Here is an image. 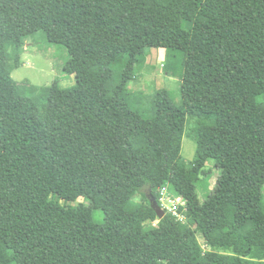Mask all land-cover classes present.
Returning <instances> with one entry per match:
<instances>
[{
  "label": "trees",
  "instance_id": "1",
  "mask_svg": "<svg viewBox=\"0 0 264 264\" xmlns=\"http://www.w3.org/2000/svg\"><path fill=\"white\" fill-rule=\"evenodd\" d=\"M39 33L74 87L10 77L9 49L19 67ZM153 49L183 56L182 103L159 90L146 117L128 85ZM166 186L187 223L151 207ZM0 264H264V0H0Z\"/></svg>",
  "mask_w": 264,
  "mask_h": 264
},
{
  "label": "rangeland",
  "instance_id": "2",
  "mask_svg": "<svg viewBox=\"0 0 264 264\" xmlns=\"http://www.w3.org/2000/svg\"><path fill=\"white\" fill-rule=\"evenodd\" d=\"M68 59V52L63 46L48 44L45 35L39 33L36 37L26 40L19 60V67H17L15 48L9 49L8 73L13 81L21 87V89L19 88L20 92L25 95L40 94L54 82H57L61 88L68 89L76 85L75 76L64 72ZM184 70L183 56L180 54L163 49H153L147 52L145 60L137 67L136 79L128 85L133 107L146 117H151L155 94L162 89L168 91L173 102L180 106L182 103L181 76ZM199 126L200 123L197 118L188 116L181 148L182 160L188 165L192 164L197 156L195 136ZM205 172L206 175L202 176L198 186V193L202 201L214 190L220 176L214 160L207 162ZM135 201L138 203L144 201L143 194H138ZM61 203L73 207L79 204H89L85 199L68 203L61 201ZM103 219L102 212L95 215L97 222H102ZM180 221L187 223L186 215ZM198 242L202 250H208L201 235H198Z\"/></svg>",
  "mask_w": 264,
  "mask_h": 264
},
{
  "label": "built area",
  "instance_id": "3",
  "mask_svg": "<svg viewBox=\"0 0 264 264\" xmlns=\"http://www.w3.org/2000/svg\"><path fill=\"white\" fill-rule=\"evenodd\" d=\"M186 200L182 196H177L172 194L169 191V188L163 187L160 190V200L159 205L160 207L165 211L172 214L175 218H177L179 221L183 220L185 217V214L180 212V209L186 208ZM158 221L154 223V226H157Z\"/></svg>",
  "mask_w": 264,
  "mask_h": 264
},
{
  "label": "water",
  "instance_id": "4",
  "mask_svg": "<svg viewBox=\"0 0 264 264\" xmlns=\"http://www.w3.org/2000/svg\"><path fill=\"white\" fill-rule=\"evenodd\" d=\"M151 207L155 210L159 220H162L166 216V212L160 207L158 202L154 199H150Z\"/></svg>",
  "mask_w": 264,
  "mask_h": 264
}]
</instances>
